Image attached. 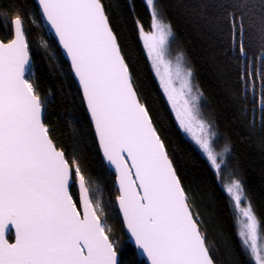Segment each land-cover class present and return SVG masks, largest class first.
<instances>
[{
    "label": "snow or ice",
    "instance_id": "1",
    "mask_svg": "<svg viewBox=\"0 0 264 264\" xmlns=\"http://www.w3.org/2000/svg\"><path fill=\"white\" fill-rule=\"evenodd\" d=\"M35 3L37 18L48 25L69 61L103 159L114 171L122 223L147 264H216L199 214L141 99L104 0ZM145 5L150 25L145 30L138 20L136 24L146 57L179 128L190 134L219 175L223 160L217 162L215 133L198 117L202 93L192 84L182 54L175 63L168 58L173 33L157 0H145ZM11 24V38L0 40V264H119L101 193L93 198L76 158L66 157L42 118L45 101L28 75L23 18L17 15ZM232 25L235 45V17ZM239 36L240 54L246 58L242 18ZM257 77L264 87V69L246 67L241 83L254 87ZM224 153L230 148L225 146ZM74 186L78 196L71 191ZM223 190L234 209L242 250L255 264H264L262 222L246 200L242 182L235 179Z\"/></svg>",
    "mask_w": 264,
    "mask_h": 264
},
{
    "label": "trees",
    "instance_id": "2",
    "mask_svg": "<svg viewBox=\"0 0 264 264\" xmlns=\"http://www.w3.org/2000/svg\"><path fill=\"white\" fill-rule=\"evenodd\" d=\"M104 2L133 69L141 99L151 110L193 210L199 214L201 230L216 264H254L242 250L234 209L217 173L179 128L146 57L136 24L138 20L145 30L150 25L145 1ZM157 3L172 29L171 50L182 54L195 86L202 93L201 111L215 129L217 147L230 148L225 170L242 182L246 200L251 202L264 230V87L258 77L254 87L245 88L241 83V73L246 67L264 69V0H157ZM36 9L35 0H0V40L11 38V21L20 15L32 61L29 78L45 101L44 122L54 142L67 158H76L91 186L103 195V218L111 227L119 264H146L126 242L115 203V176L103 163L69 65L44 21L37 18ZM241 18L246 58L240 54ZM45 43L47 46H42ZM71 191L78 196L75 186Z\"/></svg>",
    "mask_w": 264,
    "mask_h": 264
},
{
    "label": "rangeland",
    "instance_id": "3",
    "mask_svg": "<svg viewBox=\"0 0 264 264\" xmlns=\"http://www.w3.org/2000/svg\"><path fill=\"white\" fill-rule=\"evenodd\" d=\"M145 1V0H144ZM172 38H173V36H172ZM172 38L170 39V43H171V40H172ZM140 40H141V38H140ZM141 42H142V40H141ZM142 45H143V42H142ZM145 50V49H144ZM146 53V52H145ZM30 54V53H29ZM178 54L177 53H174L172 50H171V46H169V59H171L172 61H173V63H175V59H176V56H177ZM183 63L185 64V61H184V58H183ZM186 65V64H185ZM156 79H157V81H158V84L160 85V83H159V80H158V78L156 77ZM192 84L195 86V84H194V82H193V79H192ZM178 86V85H177ZM161 87V86H160ZM196 87V86H195ZM197 88V87H196ZM162 89V88H161ZM165 98H166V96H165ZM167 99V98H166ZM168 101V100H167ZM169 103V102H168ZM198 117H199V119H201V120H204L207 124H209V125H211V132H213V133H215V136L213 137V139H212V144H213V147H214V149H215V151H216V153H217V162L219 163L221 160H223V163L221 164V169H220V172H219V175H217V177H218V181H219V184L221 185V187H222V189H223V187L224 186H226V185H228V184H230V183H232V181L233 180H235V179H238V178H236V177H234L231 173H230V171L228 170V171H226L225 170V165H226V162H225V160H226V154L227 153H224V148H218L217 147V135H216V132H215V129H214V127H213V125L212 124H210L208 121H207V119H205V117H204V115H203V113H202V111H201V100H200V103H199V111H198ZM193 132L194 133H196L197 135H200V130L198 129V128H196V127H194L193 128ZM185 133V132H184ZM185 135L188 137V138H190L191 140H192V138H191V136H190V134H187V133H185ZM193 141V140H192ZM194 142V141H193ZM195 143V142H194ZM195 145H196V143H195ZM92 189H93V193H92V195H93V198H95V196H96V193L97 192H99L98 191V189L96 188V187H94V186H92ZM225 192V191H224ZM226 193V192H225ZM101 199H102V201H103V207H104V205H105V200H104V197H103V195L101 194ZM242 207L244 206V204L242 203V205H241ZM126 235V234H125ZM126 239H127V237H126ZM250 257V256H249ZM251 259V258H250ZM252 260V259H251ZM252 262L255 264V262L252 260Z\"/></svg>",
    "mask_w": 264,
    "mask_h": 264
},
{
    "label": "water",
    "instance_id": "4",
    "mask_svg": "<svg viewBox=\"0 0 264 264\" xmlns=\"http://www.w3.org/2000/svg\"><path fill=\"white\" fill-rule=\"evenodd\" d=\"M44 24H45V26H46V28H47L49 34L51 35V37L54 39V41L56 42V44H57V46H58V43H57V41H56V38L54 37V34L51 32V30L49 29L48 25H47L45 22H44ZM58 48H59V46H58ZM59 50H60V53H61L62 57L65 59V61H66L67 64L69 65V61H68L67 57L63 54V52H62V50H61L60 48H59ZM29 57H30V54H29ZM31 64H32V61H31V57H30V67H31ZM71 74H72V73H71ZM28 75H29V74H28ZM72 77H73V79H74V81H75V83H76V85H77L79 91L81 92L80 87H79V85H78V82H77V80L75 79V77L73 76V74H72ZM85 109H86V108H85ZM87 115H88V113H87ZM88 117H89V115H88ZM42 118H43V120H44V110H43ZM89 120H90V118H89ZM90 122H91V121H90ZM92 127H93V126H92ZM93 132H94V128H93ZM94 135H95V133H94ZM95 138H96V137H95ZM97 144H98V143H97ZM98 147H99V146H98ZM99 151H100V149H99ZM100 154H101V157H102V160H103L104 165H105L106 168H107L109 171H111L112 174L114 175V171H113V169L105 163L101 151H100ZM114 176H115V175H114ZM75 188H76V190H77V195H78V188H77V187H75ZM116 207H117V206H116ZM117 210H118V208H117ZM118 212H119V211H118ZM119 215H120V213H119ZM120 218H121V215H120ZM121 220H122V219H121ZM123 226H124V225H123ZM124 231H125V234H126V237H127L126 242H127L128 244H130V245L135 249L138 259H139L140 261H144V262L147 264V257L142 253L141 250H139V249L136 247V245H135V243H134V240H133V239L130 237V235L127 233L125 227H124ZM10 237H12V240H14V236H13V235L9 234L8 238H10ZM117 255H118V254H117ZM118 261H119V263H120V257H119V255H118Z\"/></svg>",
    "mask_w": 264,
    "mask_h": 264
},
{
    "label": "flooded vegetation",
    "instance_id": "5",
    "mask_svg": "<svg viewBox=\"0 0 264 264\" xmlns=\"http://www.w3.org/2000/svg\"><path fill=\"white\" fill-rule=\"evenodd\" d=\"M12 238V237H11ZM10 239V238H9ZM10 240H12V239H10Z\"/></svg>",
    "mask_w": 264,
    "mask_h": 264
}]
</instances>
